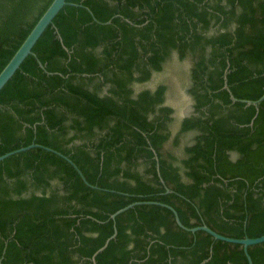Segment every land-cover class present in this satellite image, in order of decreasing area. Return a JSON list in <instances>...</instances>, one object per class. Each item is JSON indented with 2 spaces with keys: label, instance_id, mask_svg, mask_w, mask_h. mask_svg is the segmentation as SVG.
<instances>
[{
  "label": "trees",
  "instance_id": "obj_1",
  "mask_svg": "<svg viewBox=\"0 0 264 264\" xmlns=\"http://www.w3.org/2000/svg\"><path fill=\"white\" fill-rule=\"evenodd\" d=\"M52 1L0 0V72ZM67 2L0 92V157L40 145L85 181L43 148L0 162L1 264H248L160 205L112 215L156 202L264 236V99L240 102L264 95V0ZM186 60L198 117L173 132L169 86H137ZM248 254L264 264V243Z\"/></svg>",
  "mask_w": 264,
  "mask_h": 264
},
{
  "label": "water",
  "instance_id": "obj_2",
  "mask_svg": "<svg viewBox=\"0 0 264 264\" xmlns=\"http://www.w3.org/2000/svg\"><path fill=\"white\" fill-rule=\"evenodd\" d=\"M74 6V7H78L81 5H77V4H69L67 2V0H53L52 3L50 4V6L47 8V10L43 13V15L40 17V19L38 20V22L35 24V26L33 27V29L31 30V32L29 33V35L26 37V39L23 41V43L21 44V46L18 48V50L16 51V53L13 55V57L10 59V61L7 63V65L3 68V70L0 72V92L3 90V88L7 85V83L13 78V76L16 74V72L20 69L21 65L23 64V62L26 60L27 57L29 56H33L36 57L35 54L33 53V49L36 45V43L38 42V40L41 38V36L43 35V33L46 31V29L50 26H53L54 20L57 17V15L59 14V12L66 6ZM110 22H107V24H109ZM38 64L41 68H44L43 65L40 63V61H38ZM102 94H107V88H104L102 90ZM231 99L233 102H237L238 100L235 99L232 95H231ZM264 99V95L257 101H240L241 103H245L247 106L253 105V106H257L262 100ZM77 144H79V142H77ZM43 148L49 152H53L54 154L62 157L64 160H66L69 164H71L76 171L78 172V174L80 175V177L83 179V181H85L82 173L80 172V170L76 167V165L71 162L67 157L61 155L60 153L49 149V148H45L42 147L40 145H35L32 144L28 147L25 148H21L12 152H9L3 156L0 157V162H3L5 159L15 155V154H19L21 152L30 150L32 148ZM87 183V182H86ZM167 192H170L169 190ZM141 204H155V205H160L161 207L167 208L169 209L175 218V222L177 224V226L179 228H181L182 230L189 232L191 234H195L197 232H205L206 234L210 235L214 240H218V241H222V242H226L229 244H233V245H240L243 247L245 256L247 258L248 264H253L252 260L250 258V255L248 254V248L255 246V245H260L264 243V236L259 237V238H255V239H249V238H244V239H234V238H230V237H226L223 235H220L218 233H216L215 231H213L212 229H210L207 226H199V227H195V228H187L185 227L179 217L177 212L170 206L165 205V204H159L156 202H143V203H135L132 204L124 209L119 210L118 212H116L114 215H112V219L114 220L116 216L122 214L123 212H125L127 209L132 208L133 206L136 205H141ZM116 235V233L112 236V238H114ZM108 242L105 244V246L100 249L98 251L101 252L103 251V249L107 246ZM95 257V256H94ZM93 262H95L94 258H93ZM1 264V261H0Z\"/></svg>",
  "mask_w": 264,
  "mask_h": 264
},
{
  "label": "rangeland",
  "instance_id": "obj_3",
  "mask_svg": "<svg viewBox=\"0 0 264 264\" xmlns=\"http://www.w3.org/2000/svg\"><path fill=\"white\" fill-rule=\"evenodd\" d=\"M212 33H214L212 31ZM170 66V67H169ZM168 67H165L164 71L159 74H154L150 82L144 85L137 86L138 90L141 89H153L159 83H165L169 86V93L167 94L168 105L172 106L176 109L174 122L170 125V128L175 132L177 130L178 122L184 118L185 116H189L192 114V100L190 101L189 95H185L184 93L190 87V78H189V70L190 63L188 60L183 63L174 62L170 64ZM184 69L185 80L181 83L182 70ZM180 96V98H179ZM173 127V128H172ZM193 138L191 136L185 137L182 139V145H190L192 143ZM175 153L177 150H175Z\"/></svg>",
  "mask_w": 264,
  "mask_h": 264
},
{
  "label": "flooded vegetation",
  "instance_id": "obj_4",
  "mask_svg": "<svg viewBox=\"0 0 264 264\" xmlns=\"http://www.w3.org/2000/svg\"><path fill=\"white\" fill-rule=\"evenodd\" d=\"M212 31H215V30H212ZM212 31H210V33H208L207 36H211V35L213 34ZM139 85H144V84H139ZM139 85H138V86H139ZM190 87H191V83H190ZM190 87L186 90V92L184 93V96L187 94V95H189V97H190V101L192 100V110H193V111H192V114L190 115V118H191V117H198V115L195 113L194 108H193V105H194V99H192L191 96H190ZM105 88H106V87H105ZM103 89H104V88H103ZM103 89H102V90H103ZM107 91H108V87H107ZM168 93H169V91H167V94H168ZM101 94H102V92H101ZM187 95H186V96H187ZM179 98H180V96H179ZM168 104H169L168 102H165V103H164L165 106H168V107L173 108L172 106H170V105H168ZM173 111H174V112H173V114H172L171 116H172L173 118H175V112H176V109L173 108ZM185 118H189V116H185L184 118H182V119L178 122L177 125H179L180 122H182V120L185 119ZM177 128H178V127H177ZM195 134H196L195 132H189V133H187V137H188V136H191V138H193V137L195 136ZM77 142H78V141H74V144H77ZM191 145H192V143H191L190 145H185V146L188 147V146H191ZM185 146H184V147H185ZM178 150H180V146L178 147ZM28 194H29V193H28ZM76 264H82V263L78 261Z\"/></svg>",
  "mask_w": 264,
  "mask_h": 264
},
{
  "label": "crops",
  "instance_id": "obj_5",
  "mask_svg": "<svg viewBox=\"0 0 264 264\" xmlns=\"http://www.w3.org/2000/svg\"><path fill=\"white\" fill-rule=\"evenodd\" d=\"M236 155H235V153H232V157H235Z\"/></svg>",
  "mask_w": 264,
  "mask_h": 264
}]
</instances>
